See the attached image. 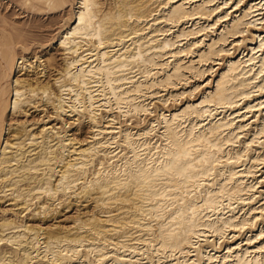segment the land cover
Instances as JSON below:
<instances>
[{
    "label": "bare ground",
    "instance_id": "1",
    "mask_svg": "<svg viewBox=\"0 0 264 264\" xmlns=\"http://www.w3.org/2000/svg\"><path fill=\"white\" fill-rule=\"evenodd\" d=\"M19 2L0 264H264V0Z\"/></svg>",
    "mask_w": 264,
    "mask_h": 264
},
{
    "label": "rangeland",
    "instance_id": "2",
    "mask_svg": "<svg viewBox=\"0 0 264 264\" xmlns=\"http://www.w3.org/2000/svg\"><path fill=\"white\" fill-rule=\"evenodd\" d=\"M24 7L19 0H0L1 14L23 26L29 33L48 34L57 25L56 19L58 18L57 15H54L55 13L43 15L37 12H29Z\"/></svg>",
    "mask_w": 264,
    "mask_h": 264
}]
</instances>
